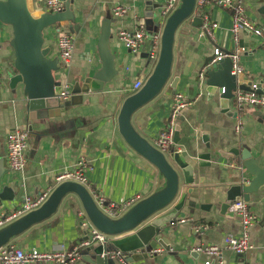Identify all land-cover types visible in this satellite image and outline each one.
<instances>
[{"label": "crops", "instance_id": "crops-1", "mask_svg": "<svg viewBox=\"0 0 264 264\" xmlns=\"http://www.w3.org/2000/svg\"><path fill=\"white\" fill-rule=\"evenodd\" d=\"M151 1L154 5H163L166 0ZM28 3L31 10L46 12L44 0H28ZM145 3L146 0H68V4L73 7V20L53 25L43 35V47L51 49L48 55L50 59L58 57L56 39L59 30L70 33L74 39L71 61L66 68L60 69L55 78L65 88L67 84L91 77L100 69L97 43L101 23L107 18L110 19L111 28L109 50L114 57L117 74L101 92L90 93L82 104L68 107L63 115L42 121L27 120L23 85L9 88L8 79L15 74L14 52L10 47L12 29L0 23V155L6 159L5 139L9 132L25 129L29 139L24 169L18 172L8 170L3 178L4 185L16 183L18 191L12 200L0 202V215L21 205L24 197L34 199L42 192L53 190L60 184L56 180L57 176L73 169L80 155H84L92 167L85 172L88 191L95 190L103 194L107 204H119L133 197H139V201L165 185V179L158 170L127 145L118 129L121 107L135 93L132 90L133 84L140 81L144 85L156 63L147 57L141 58V55H147L153 48L150 37L135 56L117 39L119 29L130 30L140 26ZM117 5L127 7L128 12L123 19L114 17L113 20L111 11ZM244 6L250 21L264 25V14L259 12L264 7V0H245ZM204 11L210 22L217 23V27L211 29L210 37L204 40L200 39L201 27H193L191 18L178 26L173 40L170 76L164 86L170 93L162 94L161 90L147 104L137 109L131 116V125L141 137L155 145L157 135L166 125L171 96L181 93L193 102L183 111L176 127L178 151L186 158L207 151L203 136H206L211 147L218 146V149L226 151L234 145L247 146L252 155L257 156V150L253 148L257 129L256 117L253 115L261 109L256 106L245 110L242 131L237 135L234 132V99L228 101V110L223 112L217 94L210 98L206 86L199 79L204 61L213 55L215 47L223 51L235 47L229 31L230 12L215 7H204ZM162 23L163 19H160L163 27ZM260 42L255 35L242 32L238 45L246 50L240 57L244 81H250L253 85L262 84L264 87V49L260 47ZM138 71L142 73L141 78L137 75ZM176 77L179 80L173 89L170 84ZM228 164L222 160L220 166L195 169L194 186L199 194L196 200L199 204L214 202L211 199L215 194L217 198H223L222 185L229 180ZM261 164L264 165L263 158ZM260 194L264 195V187ZM256 197L253 195V203L248 204L249 210L258 219L257 224L250 229L252 249L242 257L223 250V264H264V226L259 225L264 196L263 203L259 202L258 195ZM81 216L82 207L78 198L69 193L61 199L53 214L30 226L10 243L25 250H70L79 244L83 236L78 226L83 218ZM176 221L179 222L170 229L174 234L170 238V251L134 264H204L207 258L194 252L195 247L210 244L222 246L226 235H238L241 230L239 218L229 212L219 214L216 205L209 213L199 210L194 216L187 215V212L185 215L179 214ZM197 224L206 228L202 234L194 233L193 227ZM77 264L88 262L82 257Z\"/></svg>", "mask_w": 264, "mask_h": 264}, {"label": "water", "instance_id": "water-1", "mask_svg": "<svg viewBox=\"0 0 264 264\" xmlns=\"http://www.w3.org/2000/svg\"><path fill=\"white\" fill-rule=\"evenodd\" d=\"M63 1L65 7L62 11L48 13L31 10L28 0H0V23L12 29L10 47L14 52L15 74L10 75L8 85L10 89H14L17 84L23 85L26 116L30 122L63 115L68 107L82 104L90 93L101 92L117 74L114 57L109 50L111 28L110 19L107 18L101 23L97 43L100 69L91 77L67 84L68 96L61 97L60 94L65 88L63 83L55 78L61 71L59 59L48 58L51 49L43 47V35L47 28L73 20L72 5L68 4V0ZM195 1L180 0L179 6L166 19L154 70L142 88L125 100L118 116V129L124 141L158 170L165 179V185L113 219L97 207L86 187L75 182H62L51 191L40 207L0 228V248L9 244L30 226L48 218L55 212L61 199L72 193L82 207L83 218L78 222V226L83 236L78 243L90 239L91 228L106 235L102 243L94 240L89 246L81 249L84 260L88 264H119L115 259L103 256L107 251L117 249L128 253V264L140 263L150 257V250L157 246L162 247L164 251H170V238L174 235L170 229L179 222L176 221L179 214L185 215L187 212V215L194 216L199 210L209 213L216 205L219 207V214L222 215L227 213L233 202L242 200L249 204L253 203L257 195L261 196L260 191L264 187V165L261 164V159H264L263 110H258L253 115L256 117L257 125L253 148L257 150V156H253L247 146L234 145L226 151L218 149V146L211 147L206 136H203L202 141L206 144L207 151L197 153L188 159L178 151V139L175 135L172 145L166 150L168 151L166 156L141 137L131 125L132 114L160 93L169 79L173 40L178 26L191 18L193 27H201V19L192 16ZM162 6L146 0L142 23L151 35L157 32L155 28L161 27L159 11ZM259 12L264 14V7L260 8ZM205 38L204 34L200 35V39ZM146 57V54L141 55V58ZM214 58L215 56L211 55L204 61L200 81L206 86L210 98L217 94L223 112L228 110V101L233 99L236 91L257 94L264 92L262 84L253 85L250 81H244L242 73L232 75L229 59ZM178 80L176 77L171 81L173 89L176 88ZM221 88L224 89L223 93ZM233 116L235 117L234 114ZM222 160L229 163L227 167L230 169L229 180L222 185L223 198H217L215 194L211 199L214 202L199 204L196 201L199 194L194 186L195 169L220 166ZM8 170L6 159L0 155V202L12 200L14 193L18 191L16 183L11 186L3 183ZM263 196L258 198L259 202L263 203ZM83 220L86 222L85 225ZM259 225L264 226V209Z\"/></svg>", "mask_w": 264, "mask_h": 264}, {"label": "built area", "instance_id": "built-area-1", "mask_svg": "<svg viewBox=\"0 0 264 264\" xmlns=\"http://www.w3.org/2000/svg\"><path fill=\"white\" fill-rule=\"evenodd\" d=\"M180 0H166L160 9L162 25L166 19L176 10L179 6ZM245 0H196L192 16L201 19V34L205 37H210L211 29L217 27V23L210 22L208 14L204 11V7H215L217 9L227 10L231 15V26L229 31L232 35L235 47L230 51H223L215 47L213 50L214 60L229 59L231 62V74L238 75L243 73V65L240 62L241 54L245 53L244 47H240L239 36L242 32H247L255 35L260 39V47L264 49V25H257L250 21L245 12ZM45 10L48 13H57L64 9L65 2L63 0H44ZM112 15L116 19H123L128 8L122 5H117L112 8ZM162 26L154 34H150L145 28L144 24L136 26L134 29H119L117 39L127 51L135 56L139 53L145 40L149 37L153 48L147 54V58L151 62L157 61L158 50L160 49V39L162 33ZM61 29V28H60ZM57 56L61 69L66 68L72 58L74 49V39L72 35L64 30L58 31L56 39ZM199 79L202 80V72L199 74ZM0 80V87H1ZM143 84L135 82L132 86L134 92L141 89ZM255 87V86H253ZM67 87L61 92V97L68 96ZM224 89L221 88V93ZM233 99L235 101V134H240L243 127V113L249 107H259L264 111V92L257 94L255 92L236 91ZM192 101L187 100L185 95L175 93L171 96V103L169 105V113L167 115L166 125L159 132L156 137V148L161 152H165L173 142L174 133L176 132L177 120L182 116L183 111L190 105ZM6 164L10 171H22L26 164V150L28 146V132L25 129H15L6 135ZM92 167L89 165L86 157L80 155L74 168L64 171L57 176V182L62 183L65 181L75 182L87 188L88 179L85 172ZM88 190V188H87ZM52 190L42 192L34 199L24 197L20 207L17 210H7L0 215V228L15 221L26 213L40 207L48 198ZM97 207L108 217L114 218L122 215L133 204L137 202L139 197H133L127 201H121L119 204H107L106 198L98 191H89ZM227 212L237 216L240 220L241 230L238 235L228 234L223 238L222 246L210 244L197 246L193 249L194 252L204 255L207 260L204 264H223L222 251L228 250L233 252L236 256L242 257L249 250L252 249L250 243V229L257 224V217L249 210L248 204L244 201L233 202ZM184 222V221H181ZM83 220V225H85ZM203 225L197 224L193 227L195 234H202L205 231ZM90 239L80 242L78 245L73 246L70 250L55 249L51 251H39L35 248L22 249L14 244H7L0 248V264H77L80 260V250L83 247L89 246L92 241L97 240L102 243L106 235L98 230L91 228L89 230ZM164 252L162 247H155L150 250L151 256H157ZM103 256L115 259L119 264H128V253L122 252L117 249L107 251Z\"/></svg>", "mask_w": 264, "mask_h": 264}, {"label": "rangeland", "instance_id": "rangeland-1", "mask_svg": "<svg viewBox=\"0 0 264 264\" xmlns=\"http://www.w3.org/2000/svg\"><path fill=\"white\" fill-rule=\"evenodd\" d=\"M112 18H113V20H114V17L112 16ZM139 23L141 24L142 23V20H139ZM48 29V28H47ZM46 29V30H47ZM159 30V28H155V31H158ZM149 41H150V39L147 41V43H149ZM147 45V47H150V45L149 44H146ZM137 60H141V59H139V57H137L136 58ZM141 62V61H140ZM141 68V67H140ZM139 68V69H140ZM142 69V68H141ZM137 75H138V77H142V73H141V71H138L137 72ZM165 93H170V90L169 89H167L166 87H164L163 89H162V94H165ZM244 113H245V111H244ZM244 113H243V115H244ZM179 119V118H178ZM174 135L176 136V135H178V132L176 131L175 133H174ZM28 143H29V139H28ZM151 144H153L154 145V143L151 141ZM154 146H156V144L154 145ZM165 154H166V156H168V151H166V152H164ZM20 206H16V207H13V209H11V211H13V210H17L18 208H19ZM14 241H16V240H14ZM82 250H80V257L82 258Z\"/></svg>", "mask_w": 264, "mask_h": 264}]
</instances>
